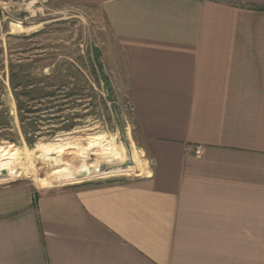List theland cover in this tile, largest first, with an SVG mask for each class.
<instances>
[{
	"label": "crops",
	"instance_id": "crops-1",
	"mask_svg": "<svg viewBox=\"0 0 264 264\" xmlns=\"http://www.w3.org/2000/svg\"><path fill=\"white\" fill-rule=\"evenodd\" d=\"M97 1L149 174L0 192V264H264V0Z\"/></svg>",
	"mask_w": 264,
	"mask_h": 264
},
{
	"label": "rangeland",
	"instance_id": "rangeland-1",
	"mask_svg": "<svg viewBox=\"0 0 264 264\" xmlns=\"http://www.w3.org/2000/svg\"><path fill=\"white\" fill-rule=\"evenodd\" d=\"M112 45L97 0L48 2L31 24L0 26V192L128 184L149 174L129 88L109 73ZM119 153L136 165L89 166Z\"/></svg>",
	"mask_w": 264,
	"mask_h": 264
},
{
	"label": "built area",
	"instance_id": "built-area-1",
	"mask_svg": "<svg viewBox=\"0 0 264 264\" xmlns=\"http://www.w3.org/2000/svg\"><path fill=\"white\" fill-rule=\"evenodd\" d=\"M48 0H0V26L6 23L31 24L43 12ZM202 146L194 148L195 158H201Z\"/></svg>",
	"mask_w": 264,
	"mask_h": 264
},
{
	"label": "bare ground",
	"instance_id": "bare-ground-1",
	"mask_svg": "<svg viewBox=\"0 0 264 264\" xmlns=\"http://www.w3.org/2000/svg\"><path fill=\"white\" fill-rule=\"evenodd\" d=\"M26 30H29V29H26ZM114 154H117V153H114ZM77 155H78V154H77ZM110 156H111V155H110ZM112 156H116V155H112ZM80 157H81V156H80ZM80 157H79V158H80ZM97 157H100V156L97 155ZM97 157H96V159L93 158V159L95 160L96 164H92V163H91L89 166H91V165H99V166H100V165H103V164L105 165V163H107V162H108V163H113V164H114V163H115V164H120V165H121V164H125V165H126L127 163H128L129 165H131V166H135V165H136L135 161H134L132 158H128V156H127L126 154H124V153H123V154H122V153H119V156H118V157H112L111 159H107V160H106L105 157H102V156H101L100 158H97ZM75 158H76V157H75ZM77 158H78V157H77ZM109 158H110V157H109ZM90 159H91V158H90ZM118 160H119V161H118ZM89 161H90V160H89ZM63 162H64V161H63ZM65 162H66V161H65ZM65 162H64V163H65ZM71 162H72V161H71ZM75 163H76V162H75ZM108 163H107V164H108ZM115 164H114V165H115ZM63 166H64V165H63ZM105 166H106V165H105ZM111 166H112V165H111ZM65 167H66V166H65ZM69 167H70V166H69ZM57 171H58V170H57ZM72 171H73V170H72ZM55 172H56V171H55ZM61 172H62V171H61ZM56 173H57V172H56ZM56 173H55V174H56Z\"/></svg>",
	"mask_w": 264,
	"mask_h": 264
},
{
	"label": "trees",
	"instance_id": "trees-1",
	"mask_svg": "<svg viewBox=\"0 0 264 264\" xmlns=\"http://www.w3.org/2000/svg\"><path fill=\"white\" fill-rule=\"evenodd\" d=\"M103 84H104L105 86H107L106 80H103Z\"/></svg>",
	"mask_w": 264,
	"mask_h": 264
}]
</instances>
